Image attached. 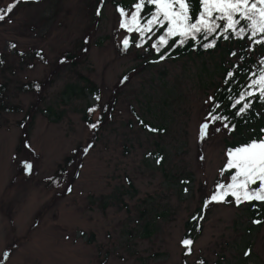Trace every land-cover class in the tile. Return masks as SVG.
Instances as JSON below:
<instances>
[{
    "label": "rangeland",
    "instance_id": "rangeland-1",
    "mask_svg": "<svg viewBox=\"0 0 264 264\" xmlns=\"http://www.w3.org/2000/svg\"><path fill=\"white\" fill-rule=\"evenodd\" d=\"M114 1L97 15L98 0H24L0 21V264H183L198 208L204 232L188 264H264V224L244 208L203 205L229 139L207 120L210 95L236 59L218 52L145 68L150 57L123 46ZM34 81L40 93L24 89ZM98 95L94 121L104 105L115 109L93 132L85 116ZM72 155L64 181L49 185Z\"/></svg>",
    "mask_w": 264,
    "mask_h": 264
},
{
    "label": "snow or ice",
    "instance_id": "snow-or-ice-1",
    "mask_svg": "<svg viewBox=\"0 0 264 264\" xmlns=\"http://www.w3.org/2000/svg\"><path fill=\"white\" fill-rule=\"evenodd\" d=\"M21 2L24 0H14L7 8H0V21H4ZM146 5L154 6L155 10L146 17H142L141 11ZM134 8L135 10L130 15L124 8L118 9L121 17L119 27L126 29L129 33H139L141 40L154 30L165 29L158 41L151 45L157 53H160L161 49L169 44L170 37H179L178 45L183 46L188 39L195 41L198 35L205 40L212 36V40L201 44V47L213 48L216 46L217 39L213 34L217 33V30L224 39H229L230 36L243 39L247 36L256 44H264V0H139L138 3H135ZM99 14L98 9L97 15ZM129 44L130 41L126 37L123 40L124 48H128ZM160 58L165 59L166 56L161 55ZM232 75V72L228 73V76ZM257 93L259 99L264 101V69L259 72L258 78L251 80L246 90L235 100L233 107L242 105L237 112L238 115L251 107L250 102L242 103L246 97H252ZM100 99L99 96L96 97V100ZM215 107L218 105L210 111V120L213 122L227 120V117L214 114ZM94 111H96L95 108L89 109V112ZM98 123L99 121L91 124L90 127L96 128ZM224 127L228 128L229 125L225 123ZM234 128L233 125L232 130ZM208 129L209 122L201 125L199 130L201 140L207 136ZM150 130L157 131L156 129ZM261 133H264V128L261 129ZM149 155L151 154L149 153ZM227 157L226 169L235 170L231 175V182L218 183L210 200L227 203L229 201L226 198L231 196L237 204L251 201L264 203V135H259L242 146L229 149ZM24 167L28 172H31L33 165L26 162ZM254 185L256 187H253ZM181 243L187 249L186 254H190L193 241L184 239ZM200 264L203 262L201 261Z\"/></svg>",
    "mask_w": 264,
    "mask_h": 264
},
{
    "label": "trees",
    "instance_id": "trees-1",
    "mask_svg": "<svg viewBox=\"0 0 264 264\" xmlns=\"http://www.w3.org/2000/svg\"><path fill=\"white\" fill-rule=\"evenodd\" d=\"M138 2L139 0H122L121 2L114 1L113 5L117 10L119 8H124L125 11L130 15L131 12L135 10V3ZM106 3L107 0H98L97 10L99 9V11L101 12ZM154 10V6L146 5L145 8L141 11V16L146 17L151 11ZM12 12L10 14H12ZM220 23L222 24V22ZM125 31L126 37L130 41L129 46L135 47L139 50H143L145 54L150 57L149 59L143 62L145 68H152L155 65L165 62H176L184 58L200 59L207 56L212 57L218 52H222L226 56H230L236 59L234 62L222 67L221 81L215 87L214 92L210 95L209 106L206 114L207 120L210 121L211 126H219L223 130H225L229 135V139H227L225 143L226 162L221 168L219 179L215 185L216 189L218 183H230L231 175L234 173L235 170L226 169V164L228 160L227 151L229 149H234L237 146H242L251 139L257 138L259 135H264V133H261V129L264 128V101H261L259 99L258 93L254 94L252 97H246V100L242 102H250L251 104V107L245 110L244 113L239 115L237 114L239 108L242 105H236L235 107H233L235 100L238 99L241 93L246 90L247 85L251 82V80L258 78L259 72L264 69V44H256L254 40L249 39L247 36H245L243 39L234 36H230L229 39H224L223 36L220 34L219 30H217V33L213 34L217 37L216 46L213 48L206 49L201 47V44L210 42L213 38L212 36H209L208 39L205 40L202 36L198 35L195 41L188 39L183 46L178 45L179 37H170L169 44L167 46H164L161 49L160 53H157L155 49L151 47V45L158 41L159 36L164 34L165 29L154 30V32L148 33L143 40L140 39L139 33H129L126 29ZM257 39H260V37H257ZM14 48L15 47H13V49ZM15 53L18 52L15 51ZM233 53L235 54L233 55ZM32 55L42 63L46 64V60L42 50L35 49L33 50ZM161 55H165L166 58L161 59ZM229 72L233 73L231 77L228 76ZM3 87V85L0 86V91ZM43 88L44 85L41 82L34 81L27 83L24 89H26L28 92L40 93ZM216 105H218V107H215L214 114L222 117H227V120H220L214 122L210 120L209 113L213 110V107ZM92 108H95L96 111L89 112V109ZM99 108L100 100L95 106H89L86 112L85 122L93 132H96L97 127L99 126L100 128L103 123H105V115H107V113H109V115H112L115 109L114 104L104 105L100 118L98 120L99 123L97 127L92 128L90 127V125L98 122L94 121L93 118ZM27 117L28 119L30 118L29 115ZM139 122L142 128L147 131H150L152 133L164 132V130L161 128L156 129L157 131H151L150 129L154 128H149L147 126L148 124H146V122L141 119L139 120ZM225 123L229 125L228 128L224 127ZM20 125H24V123L21 122ZM233 125L235 126L234 130H232ZM27 139L28 136L26 139H22L21 144H23L26 148H29L30 142ZM20 149L21 146H19L18 150ZM77 151L78 150L74 151V155H77ZM74 155L67 157L65 159L64 166H62L54 176L48 178L49 185L57 187L64 181L69 169L72 168V165L75 163ZM253 187L256 186L254 185ZM211 196H207L203 199V205L207 206L211 202H215L224 206H236L238 208H244L252 221H254L258 225L264 224V203L251 201L237 204L231 196L226 198L229 201L227 203L216 202L210 200ZM253 205L256 206L254 207ZM185 228L186 230L182 241L184 239H191L193 241L191 245L192 251L190 254H186L187 249L184 246L183 264H188L186 262V259L194 254L195 245L204 232V213L202 208H198L193 213V215L186 222ZM218 264H221V262Z\"/></svg>",
    "mask_w": 264,
    "mask_h": 264
}]
</instances>
